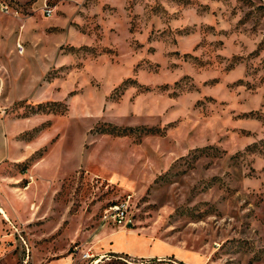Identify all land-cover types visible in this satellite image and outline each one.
<instances>
[{"label": "rangeland", "instance_id": "1", "mask_svg": "<svg viewBox=\"0 0 264 264\" xmlns=\"http://www.w3.org/2000/svg\"><path fill=\"white\" fill-rule=\"evenodd\" d=\"M0 22L26 143L0 264H186L97 251L105 226L264 264V0H0Z\"/></svg>", "mask_w": 264, "mask_h": 264}, {"label": "crops", "instance_id": "2", "mask_svg": "<svg viewBox=\"0 0 264 264\" xmlns=\"http://www.w3.org/2000/svg\"><path fill=\"white\" fill-rule=\"evenodd\" d=\"M8 36V33L4 30L3 24L0 22V170L8 165L7 161L19 158L16 150L22 151L26 147L24 141L18 138L16 139V134L24 130L25 126L20 122L12 121L10 118L11 106L20 101L22 97L19 93L11 90L9 77L4 71V69L8 70L9 66L7 57L3 55V52L9 49L10 41L7 38ZM3 178L4 175L0 172V180ZM13 209L18 215L21 214L18 205L15 204ZM11 215H14V213H11ZM135 233L133 229H124L123 227L113 229L110 226H105L95 239L93 247L97 251L125 254L129 257L139 259H162L170 254L177 253L179 261H183L186 264H197L202 261L195 253L184 251L166 241L148 240V237H146V242L147 246L150 248H146L145 245H143L142 249L134 247L130 241V237L135 235ZM134 243H136L135 240ZM152 243L154 245H151ZM155 244L158 245V250L155 249Z\"/></svg>", "mask_w": 264, "mask_h": 264}, {"label": "built area", "instance_id": "3", "mask_svg": "<svg viewBox=\"0 0 264 264\" xmlns=\"http://www.w3.org/2000/svg\"><path fill=\"white\" fill-rule=\"evenodd\" d=\"M24 50V46L22 42H17V51L19 53H22ZM126 210L127 205L126 203H120L112 205L105 213L104 219L107 222H114V223H120L126 218ZM91 256L90 253H86L85 257L89 258Z\"/></svg>", "mask_w": 264, "mask_h": 264}, {"label": "bare ground", "instance_id": "4", "mask_svg": "<svg viewBox=\"0 0 264 264\" xmlns=\"http://www.w3.org/2000/svg\"><path fill=\"white\" fill-rule=\"evenodd\" d=\"M1 210V212H3L5 215H6V213H5V211L3 210V209H0ZM98 262V261H97Z\"/></svg>", "mask_w": 264, "mask_h": 264}]
</instances>
